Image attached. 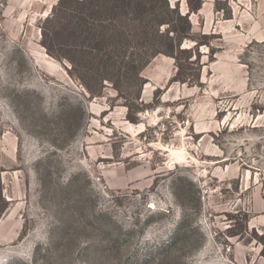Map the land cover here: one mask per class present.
<instances>
[{
  "label": "rangeland",
  "instance_id": "obj_1",
  "mask_svg": "<svg viewBox=\"0 0 264 264\" xmlns=\"http://www.w3.org/2000/svg\"><path fill=\"white\" fill-rule=\"evenodd\" d=\"M2 2L0 264H264V0L191 15L192 84L163 55L71 72L41 45L58 0Z\"/></svg>",
  "mask_w": 264,
  "mask_h": 264
},
{
  "label": "trees",
  "instance_id": "obj_2",
  "mask_svg": "<svg viewBox=\"0 0 264 264\" xmlns=\"http://www.w3.org/2000/svg\"><path fill=\"white\" fill-rule=\"evenodd\" d=\"M175 1L172 4L170 0H58L41 26V45L50 56L67 61L72 66L71 72L85 70L98 80L107 79L103 70L116 59L120 65L116 69H126V73L133 72L142 79L141 73L153 59L167 56L174 60L177 70L172 82L192 84L194 77L190 79L188 71L196 67L198 71L202 59L199 47L208 44L193 35L190 17L200 13L204 0H185L186 14L181 11L182 0ZM216 10L224 11L217 3ZM185 41L195 45L186 48ZM56 48L58 51H54ZM85 55L90 57L88 65L84 64ZM146 83L143 79L142 84ZM85 84L92 95L101 96L102 93H94ZM116 90L119 93L118 87ZM126 107L128 120L136 123L137 118L132 116L134 106L126 104ZM7 206L6 203L3 209ZM244 221H249L248 214H244ZM246 231L245 227L231 236ZM256 237L264 242V235Z\"/></svg>",
  "mask_w": 264,
  "mask_h": 264
},
{
  "label": "built area",
  "instance_id": "obj_3",
  "mask_svg": "<svg viewBox=\"0 0 264 264\" xmlns=\"http://www.w3.org/2000/svg\"><path fill=\"white\" fill-rule=\"evenodd\" d=\"M2 6H3V2H2V0H0V9Z\"/></svg>",
  "mask_w": 264,
  "mask_h": 264
},
{
  "label": "crops",
  "instance_id": "obj_4",
  "mask_svg": "<svg viewBox=\"0 0 264 264\" xmlns=\"http://www.w3.org/2000/svg\"><path fill=\"white\" fill-rule=\"evenodd\" d=\"M205 4V3H204ZM204 4H203V7H204ZM212 8V6L210 7V9ZM203 8L201 9L200 13L202 12Z\"/></svg>",
  "mask_w": 264,
  "mask_h": 264
}]
</instances>
